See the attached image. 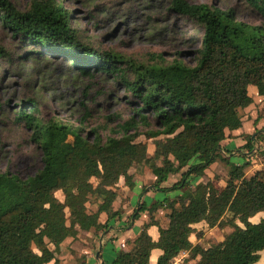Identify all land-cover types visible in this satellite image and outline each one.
Returning a JSON list of instances; mask_svg holds the SVG:
<instances>
[{
	"label": "trees",
	"instance_id": "trees-1",
	"mask_svg": "<svg viewBox=\"0 0 264 264\" xmlns=\"http://www.w3.org/2000/svg\"><path fill=\"white\" fill-rule=\"evenodd\" d=\"M63 1L33 0L21 12L12 0H0V24L38 51L66 55L84 77H94L93 67L112 78L133 110L106 138L98 128L85 133L61 120L45 122L36 107L19 111L16 120L31 130L42 168L27 179L0 173V264H62L64 243L78 241L81 232L102 231L103 215L108 221L120 216V180L134 188L131 170L142 165L155 178L154 189L182 194L134 212L131 219L143 218L145 224L113 264H149L155 249L163 252L158 264H174L183 253H189L183 264H258L264 217L251 220L264 214V168L247 175L253 165L231 163L220 148L228 132L242 128V112L253 103L249 88L264 96V24L238 20L235 8L173 0L174 11L203 28L195 65L179 60L149 65L94 49L72 27ZM239 1L264 20V0ZM36 50L31 55L43 54ZM0 61H14L1 46ZM141 126L151 128L143 141ZM259 137H247L245 148L252 150L264 139ZM218 161L227 168L226 186H193ZM177 175L170 188H161ZM200 223L231 232L203 253L190 240ZM153 226L159 229L157 242L148 232Z\"/></svg>",
	"mask_w": 264,
	"mask_h": 264
},
{
	"label": "rangeland",
	"instance_id": "rangeland-1",
	"mask_svg": "<svg viewBox=\"0 0 264 264\" xmlns=\"http://www.w3.org/2000/svg\"><path fill=\"white\" fill-rule=\"evenodd\" d=\"M32 1L12 0L21 12L28 10ZM172 1L64 0L62 5L71 14L72 27L100 52L113 51L142 64L179 60L194 66L203 28L174 11ZM185 1L214 4L222 9L235 8L238 20L256 26L264 24L257 13L239 0ZM0 46L14 58L13 62L0 61V173L9 172L27 179L42 168L39 152L31 142V130L16 120L21 109L29 113L36 107L43 121L61 120L74 127H84L85 133L98 128L104 138L114 135L119 122L130 119L133 107L127 103L124 90L93 67L94 77H84L70 65L72 61L66 55L42 51L41 48L38 51L37 46L24 43L20 36H14L1 24ZM33 50L43 54L31 55ZM16 56L22 58L16 59ZM86 111L90 112L89 117ZM116 116L121 117V121L110 120ZM150 129L141 126L143 135L138 140H145L144 134ZM261 155L264 164V151ZM231 163H237L236 157ZM139 170L145 174L148 169L142 165ZM223 174L225 172L220 169L215 182L225 181ZM201 178L196 179L193 186ZM175 180L172 176L169 181L173 183ZM203 183L210 184V181L205 179ZM56 197L64 201L62 192H57ZM258 220L257 216L252 222ZM230 232L229 228L196 230L198 244L195 248L207 253L214 243L221 242ZM258 264H264V253Z\"/></svg>",
	"mask_w": 264,
	"mask_h": 264
},
{
	"label": "crops",
	"instance_id": "crops-1",
	"mask_svg": "<svg viewBox=\"0 0 264 264\" xmlns=\"http://www.w3.org/2000/svg\"><path fill=\"white\" fill-rule=\"evenodd\" d=\"M249 96L253 99V103L242 112V128L228 132L227 138L221 143L220 148L221 157L228 159L230 162L233 157H236L237 163L234 164L238 165L247 161L244 155L247 143L246 138L257 135H260L261 138L264 136V96L260 95L255 87L249 88ZM258 142L264 147V139L262 141L258 140ZM261 168H264V164L250 168L247 171V175H253ZM134 169L131 170L134 175V188L130 189L125 184L124 179H121L118 185L120 194L116 206L121 208L120 216L108 221L107 217L103 215L101 220L105 224V228L102 231L98 233L81 232L78 241L64 243L60 255L62 264H113L118 254L126 249V241L129 238L138 236L145 224L143 218H139L136 221L131 219L134 212L139 210L140 206H150L156 201L163 202L165 199H175L182 194L181 191L162 192L154 189L155 178L150 174L149 170L143 174L140 172L139 167ZM220 169L225 172L223 175L226 176L227 180V168L221 161H218L198 183H203L207 179L218 189L224 188L226 180L222 179L215 182L219 177ZM173 177L176 179L175 182H177L179 176ZM173 183L168 181L161 188H170ZM258 217L259 222L264 217V214H259ZM193 228L201 232V230L208 231L209 227L206 223H200L194 225ZM148 232L154 242L159 240L160 233L156 226L151 227ZM195 235L196 233L190 237L194 247L198 244L196 243ZM162 254L163 252L159 249L153 250L149 264H158V259ZM188 257L189 253H184L179 256V259L182 261Z\"/></svg>",
	"mask_w": 264,
	"mask_h": 264
},
{
	"label": "built area",
	"instance_id": "built-area-1",
	"mask_svg": "<svg viewBox=\"0 0 264 264\" xmlns=\"http://www.w3.org/2000/svg\"><path fill=\"white\" fill-rule=\"evenodd\" d=\"M262 151H264V147L260 142H255L252 150H245L244 155L248 162H250L253 167L263 165L262 163ZM184 254V253H183ZM181 260L178 258L175 259L174 264H178Z\"/></svg>",
	"mask_w": 264,
	"mask_h": 264
}]
</instances>
